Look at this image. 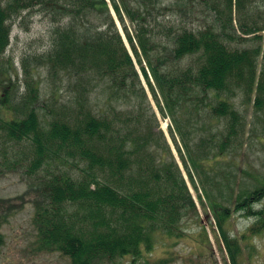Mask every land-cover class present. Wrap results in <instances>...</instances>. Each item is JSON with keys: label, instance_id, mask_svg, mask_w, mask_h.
<instances>
[{"label": "trees", "instance_id": "16d2710c", "mask_svg": "<svg viewBox=\"0 0 264 264\" xmlns=\"http://www.w3.org/2000/svg\"><path fill=\"white\" fill-rule=\"evenodd\" d=\"M110 1L133 52L109 0L0 1V58L10 45V21L40 6L55 21L52 44L42 62L56 76L77 78L81 87L74 115L57 113L43 122L37 107L40 87L31 71L24 94L10 88L11 73L0 81L5 86L0 128L12 141L31 142L30 171L58 159L86 162L77 176L59 168L43 180V193L35 199L36 249L58 251L70 264H117L126 257L133 262L142 259L161 235L184 236L176 230L192 219L204 226L200 238H209L162 130L165 148L159 152L154 142L143 105L149 89L160 111L172 120L171 135L188 176L197 189L195 175L202 185V207L209 213L208 203L232 264H239L240 239L226 227L240 211L255 218L241 239L264 232V206H255L264 198V176L253 188L243 187L236 170L226 172L220 163L242 145L246 130L245 117L232 99L236 91L255 94L256 107L264 110V23L252 16L255 0H203L213 3L222 26L182 27L169 44L154 28L155 12L164 0ZM235 13L239 29L252 34L257 46L231 44L229 28L237 30ZM0 73H5L1 62ZM98 76L100 86L109 80L118 84L116 91L130 97L132 108L111 106L110 113L93 107V80ZM107 89L106 102L111 105L117 92ZM3 243L0 231V253Z\"/></svg>", "mask_w": 264, "mask_h": 264}, {"label": "rangeland", "instance_id": "374dc122", "mask_svg": "<svg viewBox=\"0 0 264 264\" xmlns=\"http://www.w3.org/2000/svg\"><path fill=\"white\" fill-rule=\"evenodd\" d=\"M0 1L5 2V0ZM109 2L113 7L110 0ZM253 9L252 16L257 17L260 24L264 23V0H255ZM115 15L117 16L116 13ZM154 17L155 32L165 44H169L175 32L182 27L193 29L207 26L219 27L223 23L213 3L203 0H164ZM234 18L237 30L229 28L234 36L230 40L231 44L238 47L257 46L259 41L252 34L245 35L239 29L238 14L235 13ZM117 21L131 49L118 17ZM10 23L12 27L10 45L0 58L5 69L4 74L0 73V81L5 76L8 78V72L11 73L13 84L10 88H16L19 95L24 94L27 91V81L30 79L31 71L40 87L37 107L42 121L46 122L57 113L65 112L67 115H74L79 108L80 102L78 101L81 93L77 78L62 74L56 76L47 69L45 62H42L43 54L52 44L51 32L55 23L53 16L40 6H36L15 16ZM131 52H133L132 49ZM93 82L95 90L90 100L93 107L100 110L102 106L110 113H112V107L126 110L132 108L130 97L123 90L116 91L119 89L118 84L109 80L100 86V76L96 77ZM105 86L110 92L112 90L117 92L113 94L111 105L106 102ZM4 90L5 86H0V95L4 94ZM148 95L149 99L144 100L143 105L148 110L147 113L151 119V129L156 137L154 142L158 145L159 152L165 148L162 130L187 178L190 191L198 204L202 222L208 230L209 238L205 240L200 238L204 226H200L196 219H192L176 230L184 233V236L182 234L173 237L161 235L155 240L152 251L145 252L142 259L133 262L131 257H126L117 264H232L219 226H216V220L208 203L205 201L209 213L205 212L202 207L199 199V194L204 197L202 185L195 175L197 189L188 176L184 162L177 151L170 129L173 126L172 120L170 116L160 111L149 89ZM232 99L245 117L247 125L241 140L242 145L229 151L226 161L220 164L224 165L223 170L226 172L236 170L239 183L243 187L253 188L259 183L258 179L264 176V110H258L256 107L255 94L249 97L241 89L236 91ZM32 152L30 141H12L6 131L0 128V231L4 236L0 264H70V259L58 251L36 249L39 229L35 223V199L43 193L42 184L46 177H52L59 168L69 170L77 176L81 168L86 166V162L73 158L58 159L54 160L51 165L32 172L29 170ZM227 158L237 160L238 164L234 165ZM255 206L256 208L264 206V198ZM254 220L255 218L245 217L237 211L226 227L231 236L240 239L242 251L239 264H264V232L241 239ZM194 236L199 237L198 241Z\"/></svg>", "mask_w": 264, "mask_h": 264}]
</instances>
